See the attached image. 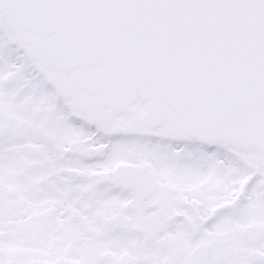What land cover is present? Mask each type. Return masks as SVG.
<instances>
[{
  "label": "snow or ice",
  "instance_id": "1",
  "mask_svg": "<svg viewBox=\"0 0 264 264\" xmlns=\"http://www.w3.org/2000/svg\"><path fill=\"white\" fill-rule=\"evenodd\" d=\"M0 264H264V0H0Z\"/></svg>",
  "mask_w": 264,
  "mask_h": 264
}]
</instances>
